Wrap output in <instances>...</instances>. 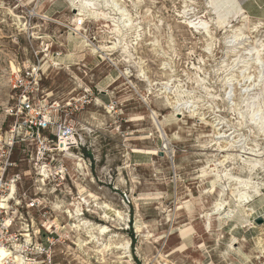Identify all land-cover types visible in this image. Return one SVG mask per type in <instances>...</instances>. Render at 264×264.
Here are the masks:
<instances>
[{"label":"rangeland","instance_id":"obj_1","mask_svg":"<svg viewBox=\"0 0 264 264\" xmlns=\"http://www.w3.org/2000/svg\"><path fill=\"white\" fill-rule=\"evenodd\" d=\"M241 2L250 18L239 26L249 35L253 24L264 22V0ZM71 3L0 0V130H7L12 123L7 116L13 104L9 75L18 64L32 60L31 36L25 30L30 17L35 27L30 32H39L42 38L32 41L34 48L45 50L53 43L50 52L61 53L58 58L50 52L44 56L48 69L42 81L44 93L51 94L55 103L65 105L83 94L85 88L94 93L102 91L100 102L74 117L79 127L90 129L85 132L88 146L71 152L75 158L65 156L69 174L60 186L53 190L43 186L29 162L32 151L26 149L16 155L22 160V170L28 173L19 190L30 191L31 198H35V189L43 191L38 198L49 210H32L26 217L30 223L40 225L49 220L48 225H54V263L264 264L263 166L252 176L258 187L256 193V189L250 190L253 200L238 210L231 187L221 181L210 194L214 177H205L204 173L233 154L232 173L251 178L241 160V156H251L241 154V147L255 150L260 158H252L264 164V133L250 121L243 122L239 115L247 111L250 97L243 95L248 85L254 81L257 85L250 94L260 93L264 87V55L261 63L251 57L245 58L251 59L248 64L238 61L245 54L244 48L256 46V41L264 44V25L249 35L243 47L235 45V49L226 44L221 32L214 35V48L207 55L206 41L213 40L194 35L179 17L185 6H191L202 18L208 11L206 0H120V7L135 17L136 29L125 32L118 41L110 35L113 24L99 20L98 35H91L96 37L98 49L110 47L113 42L119 46L115 52L99 50L94 56L92 49L89 53L80 49L81 40L64 33L62 26L49 23V19H56L72 25L79 10ZM99 5L101 12L119 18L112 5L100 0ZM225 84L231 85L227 94L224 92L229 86ZM178 95L182 96L179 103ZM256 101L264 107L262 96ZM185 102L189 104L181 107ZM216 128L222 130L224 138L216 136ZM235 141H242L240 147L222 152ZM220 199L230 202V206L217 211ZM78 203L83 211L76 214ZM106 206L121 212L124 218L115 222V214ZM207 213L212 215L210 232L200 218ZM71 214L76 218L71 220ZM101 226L109 227V233L97 238L98 244L92 243L87 230L97 233ZM127 242L131 256L120 259L127 251L121 245ZM102 244L112 245L105 256L98 253Z\"/></svg>","mask_w":264,"mask_h":264},{"label":"built area","instance_id":"obj_2","mask_svg":"<svg viewBox=\"0 0 264 264\" xmlns=\"http://www.w3.org/2000/svg\"><path fill=\"white\" fill-rule=\"evenodd\" d=\"M158 17L161 20V15ZM32 22L33 18L30 17L25 23L28 26L25 30L31 36L32 60L28 64H18V68L13 69L9 75L10 98L13 104L7 111V116L12 119V123L7 130L3 131V127L0 130V247L8 253L4 264H18L13 261L16 255L23 260V264H55L54 225H48L49 220L40 225L34 221L30 223L26 217V213L32 210L39 213L49 210L38 198L43 191L35 189V198H31L30 191L19 190L28 173L22 170V160L17 159L16 155L26 149L32 151L29 162L34 167L35 176L41 178L43 186H51L52 190L55 189L54 186H60L69 174L65 158L69 155L67 151H81L88 146V133L85 132L90 129L79 127V121L74 117L83 113L91 104L99 102L102 94L99 89L94 93L90 88H85L83 94L65 105H60L52 101L51 94L44 93L42 81L48 70L45 69L44 56L47 57L46 53L53 48V43L47 44L45 50L37 51L32 41L42 38L39 32H30L35 29ZM49 23L62 26L66 31L64 33L71 35L73 39L87 40L88 53L92 47L100 48L96 37L91 38V35H98V21L95 18L78 17L70 26L56 19H49ZM158 24L160 28L162 20ZM48 36L55 38L54 35ZM43 43L41 42V46ZM50 53L54 58L61 56L60 52ZM63 140L72 143L67 150L61 146ZM46 215L48 214L43 217L46 218Z\"/></svg>","mask_w":264,"mask_h":264},{"label":"bare ground","instance_id":"obj_3","mask_svg":"<svg viewBox=\"0 0 264 264\" xmlns=\"http://www.w3.org/2000/svg\"><path fill=\"white\" fill-rule=\"evenodd\" d=\"M77 1H78V3H76ZM100 1L101 2H105L106 4H109V5H112L115 8V11L117 12V14H119V18L117 17L118 19H116L115 15L112 17V16H109V15L105 14L104 12H101L100 11L101 9L98 8V7H100L99 0L98 1L97 0H76V1L75 0H71V2H72L71 4L73 6H77V8L79 10V13L75 16V20L78 17H82L83 19L95 18L97 21H99V20H107V21H109L110 23L113 24L112 27L109 28L110 35H112L114 39L115 38L118 39V41L122 40L121 38L124 37V33L125 32L132 31L134 28L136 29L137 22H136V19H134L135 17L132 18L131 15L128 13V11L126 9H124V8L122 9L120 7V5L118 3L120 0H100ZM190 7L191 6H185V8H184L185 10L182 13H180L179 17H180V19H182V24H184L187 28L191 29L192 33L194 35H200V36H202L205 39L206 38H208V39L210 38L211 41L213 40V42H208L209 40L206 41L207 42V47H206L205 53L207 55L209 53H211L213 48H214V39H213L214 35L217 36L221 32V34H223L225 36L226 44H228V45L232 44V48L231 49H235V48H233V47H235V45L236 46L237 45H240V46L243 45L244 46L247 43L248 38H250L249 35H252L254 33L259 32V29L262 27V25H264L263 24L264 22L260 23L258 21L259 23L253 24L254 27L251 28V30L249 32V35H247L246 32L244 31V29L242 28V26L240 27L239 24L240 23L244 24V23L248 22V19L250 17L247 15V12L245 11V9L243 8V6L240 4V2L238 0H206V7H207L208 11L207 12L205 11L206 13H205V15L202 18L197 17V14L194 11H192L190 9ZM207 15H209L211 17V18L208 17L210 20L206 19ZM212 25L214 27H212ZM155 45H156V43H155ZM228 45H227V47H228ZM88 46H89V42L87 40L80 41V49L83 48L82 50H84ZM118 46H119L118 43L113 42L110 47H101V49H98V48L95 49V48L92 47L91 49H92L93 55H97L101 51H107L109 53L115 52L118 49ZM243 46H241V47H243ZM99 50H100V52H98ZM228 51H230V50H228ZM243 51L245 52V54L240 58V60H238L239 63H244V64L247 63L248 64V62L251 61V59H254V61L259 63L262 60V55H264V54H262V52L264 51V44L258 45V41H256V46L253 45V47L244 48ZM247 57H251V59L249 61H247L245 59ZM242 59H244L245 61H243ZM226 68H227V66H226ZM242 68H245V67L242 66ZM247 74H248V72H247ZM228 75L230 76V74H228ZM233 77L234 76H232V78ZM260 77L262 78V74H261ZM232 78H231V80H232ZM248 78L251 79V76H248ZM261 78H259V80ZM251 80H253V79H251ZM254 82H253V84L248 85V87L246 88L245 93L243 95V97H245V96L247 98L250 97V101L248 102V106H247V111L244 114L241 112V113H239V115L241 116V119L243 120V122L248 123V121H250L251 124L254 127H256V129H258L259 132H263L264 133V107H262V105L258 101H256L257 99L261 98V96L264 98V87L261 89L262 91L260 93L250 94V91L253 88V86H257V85L254 84ZM228 83H230V82H228ZM225 85L229 86V87L226 88V90L224 92L225 94H227V90L230 88L231 85H228V84H225ZM229 95H230V92H229ZM179 98H182V96L178 95V103L181 102V100ZM213 98H214V96H213ZM187 104H189V103L185 102L183 104L181 103L182 106L181 105H179V106L185 107ZM263 106H264V102H263ZM176 107H177V105H176ZM107 109H109L110 111H108V112L112 114L113 111L111 110V108H107ZM176 111H180V110H176ZM182 115H184V113H182ZM182 115L177 114L176 116L180 117ZM152 116L154 117L156 115H152ZM194 116L195 115L193 114L190 118L193 119ZM176 122H179V121L177 120ZM218 126L220 127V123L216 127H218ZM221 131L222 130L220 128H216V130H215V134H216V136L218 138H224V134H222L223 132L221 133ZM240 140H241V138H240ZM73 143H75V141H73ZM232 143L228 144L229 145V147H228L229 150L227 149V147L226 148L224 147L222 149L220 148L222 150V152L234 151V150H231V149L240 147L242 141H235V142H232ZM71 144L72 143H69L68 140H63V144L61 146L65 147V150H67L68 147ZM67 153L69 154V156L75 158V156H74L75 153H74V155L72 153H70L69 151H67ZM240 153L243 154V155L251 156V158H246L244 156H241L242 162L245 163V166H244L245 167V171L250 174L251 178L243 179L241 177L235 176L232 173V169L230 168V166L232 165L231 162L233 160V154H228L222 162H220L219 164L215 165V169L211 170V172H207L206 169L204 170L205 177H214L213 183H212V185H213L212 186V191L210 192V194H213L216 191L219 182L222 181L226 186L228 185V186L231 187L230 191H232V197L236 198L235 203H236V209L237 210H238V208L239 209H241V208L244 209V207H246V204L250 203L253 200V196L250 194V193H253V192H250V190L251 189H256V191L254 192V193H256L257 190H258L257 189L258 187L253 183L252 176L256 175L258 173V171L261 169L262 166L264 168V164H261V160L253 159L254 157L255 158H260V156H257L255 150L249 149V148L246 149V148L241 147ZM81 162H82V160H80L79 164ZM219 168H221V170H219ZM94 197H96V196H94ZM86 201L87 200L84 199L83 203H86ZM76 206L78 208L76 214H78V213L83 211L81 203H78ZM225 206H230V202L220 199V200H218V203L216 205V209H217V211H222L223 207H225ZM106 207L111 212H113L115 214V217L117 218V219H115V222L117 220L119 221V220H122L124 218V216H123V214L121 212L114 211L108 206H106ZM190 212H192V211H190ZM107 213H106V217L105 218L108 220V218H110V217L107 216L108 215ZM69 217H70L71 220L76 218V216H74L73 214H71V216H69ZM211 217H212V215H210L209 213H207L206 215H203L202 217H200V218H202V219H204L206 221V224H207L206 227H207V231L208 232H210V227H211V223H212V218ZM82 227H83V223H82ZM138 231H140V229ZM87 232L91 235L90 238L92 239V243H97L96 242L97 238L104 237L107 233H109V227L101 226V228L99 229V231L97 233L89 232L88 230H87ZM95 234H97V235H95ZM111 246L112 245H109V246L108 245H106V246L103 245V248L98 250V253H100L102 256H105V253L110 249ZM121 246H122V248L124 247V249L127 250V251L124 250L125 251V253H124L125 256H121L122 258H120V259L130 257L131 256L130 255V250H128L129 243L127 242L126 245H121ZM115 249H119L117 244H115ZM7 257H8L7 251L4 248L0 247V264H4L7 261L6 260ZM13 261L17 262L18 264H23V260L18 255H16V257H13Z\"/></svg>","mask_w":264,"mask_h":264},{"label":"crops","instance_id":"obj_4","mask_svg":"<svg viewBox=\"0 0 264 264\" xmlns=\"http://www.w3.org/2000/svg\"><path fill=\"white\" fill-rule=\"evenodd\" d=\"M239 2H240V4L243 6V4H242V2H241V0H238Z\"/></svg>","mask_w":264,"mask_h":264}]
</instances>
